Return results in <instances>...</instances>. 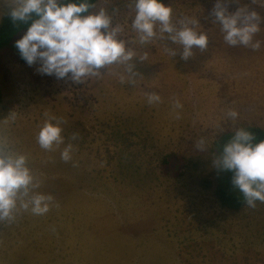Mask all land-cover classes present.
Segmentation results:
<instances>
[{
  "label": "rangeland",
  "instance_id": "obj_1",
  "mask_svg": "<svg viewBox=\"0 0 264 264\" xmlns=\"http://www.w3.org/2000/svg\"><path fill=\"white\" fill-rule=\"evenodd\" d=\"M216 2L165 4L173 8V22L196 17L198 30L208 34L207 48L193 46L187 60L171 40L134 42L129 0L96 3L110 14L118 9L113 24L124 25L122 38L138 56L148 53L146 61L133 60L135 85L105 69L73 83L40 74L39 61L18 63L10 47L0 52V136L28 157L44 179L40 191L59 203L46 215L21 211L14 222L0 224V264H264V203L222 208L216 188L240 192L234 172L212 163L222 134L264 129V0H225L229 12L248 5L259 13L258 51L225 43L212 14ZM6 11L7 0H0V19ZM153 92L161 102L150 105L147 94ZM175 99L183 104L180 119L172 112ZM229 109L239 113L235 122ZM9 111L16 119L4 124ZM45 112L66 121L65 144L54 151L36 141ZM72 133L79 138L70 140ZM201 138L204 151L196 147ZM69 142L72 160L64 162L60 152ZM170 155L185 164L180 176L161 164Z\"/></svg>",
  "mask_w": 264,
  "mask_h": 264
},
{
  "label": "clouds",
  "instance_id": "obj_2",
  "mask_svg": "<svg viewBox=\"0 0 264 264\" xmlns=\"http://www.w3.org/2000/svg\"><path fill=\"white\" fill-rule=\"evenodd\" d=\"M252 3L257 4V0ZM127 7L134 13L131 29L136 33L134 42L138 45L168 39L183 47L181 56L185 60L194 54L193 46L201 51L208 46V34L198 30V19L181 16L173 22V8L162 0H129ZM7 8L13 24L29 25L23 37L15 42V47L29 66L39 61L37 71L40 74L54 75L57 79L67 77L79 84L99 77L102 69L117 70L122 83L126 78L129 84L135 85L138 74L133 60L139 57L146 61L148 53L138 56L136 49L129 47L122 38L124 25L113 24L118 9L114 8L110 14L107 7H97L88 0H7ZM212 14L230 47L260 49L262 42L254 40L261 25L257 11L245 5L229 12L225 0H217ZM164 47L171 57L176 55L174 50ZM159 102L158 93L147 94L148 104ZM182 108L180 100L175 99L172 103L175 119L181 118L177 110ZM8 113L4 124L16 119L15 111ZM226 115L235 122L239 113L229 109ZM44 117L37 125L36 141L41 149L54 151L65 144L62 124L66 121L48 112ZM78 138L79 133H72L70 140ZM254 140L253 133L238 128L223 146L221 154L212 161L214 167L234 172L232 183L250 208H255L257 201L264 203V140L253 143ZM196 147L199 151L206 150V140L201 138ZM73 151L74 145L67 143L60 152L61 159L71 161ZM43 184L41 175L28 166V157L12 151L6 139L0 136V224L14 222L21 211L43 216L52 207L59 208L52 193L40 191Z\"/></svg>",
  "mask_w": 264,
  "mask_h": 264
},
{
  "label": "trees",
  "instance_id": "obj_3",
  "mask_svg": "<svg viewBox=\"0 0 264 264\" xmlns=\"http://www.w3.org/2000/svg\"><path fill=\"white\" fill-rule=\"evenodd\" d=\"M98 1L99 0H88L89 3L94 4H96ZM76 2H79V0H76ZM162 2L166 4L168 0H162ZM7 13L8 11H6L0 19V52L5 48L10 47L18 63H26V61L20 56L18 49L15 47V42L23 37L29 25L23 22H16L13 24L10 16ZM1 102L2 94L0 91V104ZM245 129L253 133V135L256 137V140H254L253 143H258L260 140H264L263 129L256 126L245 127ZM233 135L234 133L230 132L219 136L218 140L215 142V146L219 155L222 152L223 146L232 138ZM161 164L168 171L170 169H177V171L174 172V176H180L183 173V169L185 167V164L179 162V156L174 155L165 156L162 159ZM213 194L218 200L220 206L224 209L237 211L246 205L242 193H232L227 189V187H225L224 184L221 187L219 186L216 188Z\"/></svg>",
  "mask_w": 264,
  "mask_h": 264
},
{
  "label": "crops",
  "instance_id": "obj_4",
  "mask_svg": "<svg viewBox=\"0 0 264 264\" xmlns=\"http://www.w3.org/2000/svg\"><path fill=\"white\" fill-rule=\"evenodd\" d=\"M257 37H259V40H260V36H258V35H256ZM206 63V62H205ZM236 73H238V72H236ZM202 74L204 75L205 73L204 72H202ZM237 80V77L235 78V81ZM260 128V127H259ZM264 130V129H263Z\"/></svg>",
  "mask_w": 264,
  "mask_h": 264
}]
</instances>
